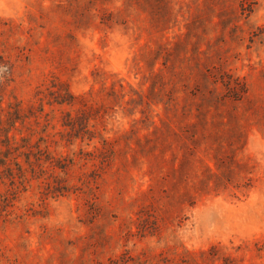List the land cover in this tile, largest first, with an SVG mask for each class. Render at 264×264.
<instances>
[{"label":"rangeland","instance_id":"374dc122","mask_svg":"<svg viewBox=\"0 0 264 264\" xmlns=\"http://www.w3.org/2000/svg\"><path fill=\"white\" fill-rule=\"evenodd\" d=\"M0 264H264V0H0Z\"/></svg>","mask_w":264,"mask_h":264},{"label":"trees","instance_id":"16d2710c","mask_svg":"<svg viewBox=\"0 0 264 264\" xmlns=\"http://www.w3.org/2000/svg\"><path fill=\"white\" fill-rule=\"evenodd\" d=\"M157 58H155V60H156Z\"/></svg>","mask_w":264,"mask_h":264}]
</instances>
